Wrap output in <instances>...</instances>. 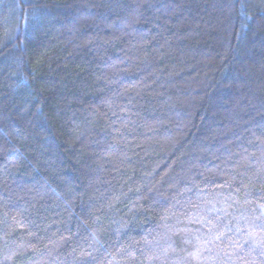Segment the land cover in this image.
Wrapping results in <instances>:
<instances>
[{"label":"trees","instance_id":"obj_1","mask_svg":"<svg viewBox=\"0 0 264 264\" xmlns=\"http://www.w3.org/2000/svg\"><path fill=\"white\" fill-rule=\"evenodd\" d=\"M0 264H264V0H0Z\"/></svg>","mask_w":264,"mask_h":264}]
</instances>
